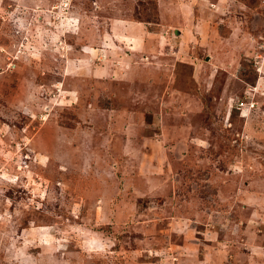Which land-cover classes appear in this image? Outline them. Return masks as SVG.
I'll return each instance as SVG.
<instances>
[{
    "label": "rangeland",
    "instance_id": "obj_1",
    "mask_svg": "<svg viewBox=\"0 0 264 264\" xmlns=\"http://www.w3.org/2000/svg\"><path fill=\"white\" fill-rule=\"evenodd\" d=\"M0 264H264V0H0Z\"/></svg>",
    "mask_w": 264,
    "mask_h": 264
}]
</instances>
